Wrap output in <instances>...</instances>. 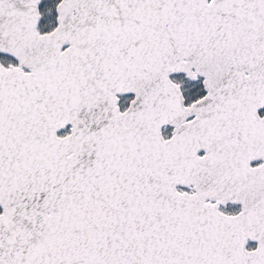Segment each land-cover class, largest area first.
<instances>
[{
	"label": "snow or ice",
	"instance_id": "1",
	"mask_svg": "<svg viewBox=\"0 0 264 264\" xmlns=\"http://www.w3.org/2000/svg\"><path fill=\"white\" fill-rule=\"evenodd\" d=\"M0 264H264V0H0Z\"/></svg>",
	"mask_w": 264,
	"mask_h": 264
}]
</instances>
